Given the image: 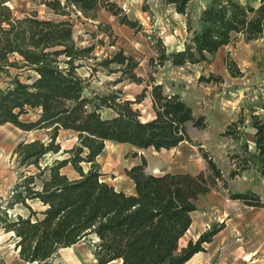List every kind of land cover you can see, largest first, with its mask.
Here are the masks:
<instances>
[{"label": "trees", "instance_id": "trees-1", "mask_svg": "<svg viewBox=\"0 0 264 264\" xmlns=\"http://www.w3.org/2000/svg\"><path fill=\"white\" fill-rule=\"evenodd\" d=\"M185 17L187 37L180 49L168 50L162 38L147 33L138 19L130 18L115 0H43L42 4L59 18L41 17L37 10L15 13L9 0H0V125L12 124L23 131L43 130L47 139L21 140L11 156L20 169L8 197L0 204V229L10 234L21 260L30 264H67L56 259L63 248L90 240L95 264H183L192 255L205 251L204 245L221 231L224 222L214 223L195 240L180 241L192 223L200 196L221 186L227 188L219 164L195 143L188 126L204 129L206 116L195 114L177 92L167 93L155 79L158 67H175L211 62L212 57L235 38L245 42L264 41V0H208L200 11V28L192 27L191 0H162ZM103 9L147 37L153 54L148 58L147 78L137 72L140 60L119 48L101 59L92 44L80 46L72 32L70 15L94 18ZM143 10L148 7L143 6ZM111 40L108 24H97ZM224 65L233 77L242 75L237 63L227 55ZM90 69L89 75L80 69ZM117 74L120 82L144 84L133 99L122 90L98 93L90 80L98 70ZM199 82L222 83L221 75H200ZM150 97L153 117L141 119L133 105ZM109 109L110 116H103ZM30 110L32 119H23ZM253 147L246 144L230 155L229 178L254 168L264 176V116L251 114ZM242 112L227 124L223 136L243 137ZM71 132L75 141L61 148L57 137ZM111 141L133 149H171L181 142L196 144L206 170L196 173H148L146 159L125 169L133 183L126 193L102 179L97 157ZM48 154L62 157L43 162ZM77 174L69 177L62 168ZM247 206L264 208V199L253 191L229 193ZM36 205V207L34 206ZM23 207L25 215L11 216L9 210Z\"/></svg>", "mask_w": 264, "mask_h": 264}, {"label": "rangeland", "instance_id": "rangeland-1", "mask_svg": "<svg viewBox=\"0 0 264 264\" xmlns=\"http://www.w3.org/2000/svg\"><path fill=\"white\" fill-rule=\"evenodd\" d=\"M115 1L123 7L130 18L141 22L145 32L158 34L168 50L182 48L187 37L185 17L176 13L172 6L164 4L162 0ZM42 2L43 0H9V5L18 14L34 9L41 17L59 18ZM207 2L208 0L190 2V18L194 29L200 28V11ZM145 5L148 10H143ZM69 19L74 40L78 45L92 44L98 59L111 55L121 48L125 53L132 54L140 60L137 72L143 78H147L150 70L147 61L153 51L142 32L120 25L116 17L103 9L97 10L94 18L71 14ZM98 23L110 25L115 38L111 40L105 32L98 29ZM227 55L237 63L242 75L233 77L229 74L224 65ZM80 72L87 76L90 69L82 67ZM210 72L221 75L222 83L198 81L200 75L207 76ZM154 76L158 83L163 84L165 92L182 94L195 114L203 113L206 116V128L188 126V133L195 143H200L202 148L211 154L227 180L226 189L218 186L208 194L200 196L196 202L197 209L192 213L194 219L203 217L206 220L207 229L214 223L225 224L212 239L215 246L211 257L212 264L219 258L225 259L226 264H264V208L247 206L240 200L229 197V193L253 191L264 199V176L256 169L250 168L240 175L229 178L232 168L230 155L240 153L246 144L248 149L253 147L251 114L264 116V41L258 39L245 42L241 37H237L220 48L209 63L186 64L181 67L166 63L157 68ZM116 77L117 74H107L105 70L100 69L92 76L90 88L98 93L120 88L124 98L133 99L144 87L143 83L127 81L113 85L112 81ZM133 106L139 109L141 119L153 117L149 96ZM239 112L245 117L243 137L240 140H232L223 136L222 132L228 123L237 119ZM101 113L103 116L111 115L109 109H102ZM36 114L35 110H30L22 118L32 119ZM47 137L43 130L23 131L12 124L0 125V204L8 197L20 171L11 156L14 146L21 140L30 141L35 138L46 140ZM57 141L60 142L62 149L68 148L75 141V135L61 131ZM195 143L184 142L171 149L148 148L135 151L128 145L107 141L97 157L101 177L115 188L127 191L132 181L126 176L125 169L132 164L140 163L142 157L146 159L145 171L148 173L158 174L165 171L196 173L206 170L205 160ZM61 157L59 154H48L43 162L49 163ZM61 171L71 178L77 176L70 166L62 168ZM34 206L36 207L35 204ZM26 212L19 205L9 210L11 216L17 213L25 215ZM192 236L193 229L185 233L180 244L185 245ZM56 259L67 264L96 262L92 254V244L88 239L60 250ZM0 264H26L17 256L10 234L1 229ZM107 264L120 263L111 261Z\"/></svg>", "mask_w": 264, "mask_h": 264}, {"label": "crops", "instance_id": "crops-1", "mask_svg": "<svg viewBox=\"0 0 264 264\" xmlns=\"http://www.w3.org/2000/svg\"><path fill=\"white\" fill-rule=\"evenodd\" d=\"M180 95L182 96V94H180ZM182 98L186 101V99L183 96H182ZM252 139H253V132H252ZM182 143H184V142H181L180 144H182ZM125 192L126 193H132L133 192V183L130 185L129 190H127ZM191 216H192V214H191ZM191 229H193V236L191 238H189V239L195 240L200 233H202L203 231H205L207 229V227H206V220L203 217L202 218L197 217L196 219H194L192 217V223H191L189 229L187 230V232L188 231L190 232ZM204 248H205V251H199V252L195 253L194 255L191 256V258H189L183 264H212L213 259L211 257L213 256V253H214L213 250L215 249L214 240H212L209 243H206L204 245ZM15 250H16L17 256H18V249H15ZM21 261L24 262V263H26V264H30V263L25 262L23 260H21ZM215 264H226V260L219 258L215 262Z\"/></svg>", "mask_w": 264, "mask_h": 264}, {"label": "water", "instance_id": "water-1", "mask_svg": "<svg viewBox=\"0 0 264 264\" xmlns=\"http://www.w3.org/2000/svg\"><path fill=\"white\" fill-rule=\"evenodd\" d=\"M70 248V247H69ZM65 249H67V248H63V249H61V250H65Z\"/></svg>", "mask_w": 264, "mask_h": 264}, {"label": "bare ground", "instance_id": "bare-ground-1", "mask_svg": "<svg viewBox=\"0 0 264 264\" xmlns=\"http://www.w3.org/2000/svg\"><path fill=\"white\" fill-rule=\"evenodd\" d=\"M78 244H80V242H79V243H77V245H78Z\"/></svg>", "mask_w": 264, "mask_h": 264}]
</instances>
